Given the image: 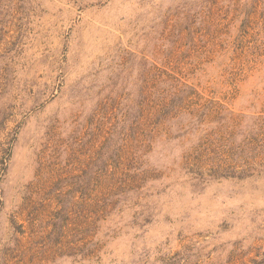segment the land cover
<instances>
[{"label": "rangeland", "instance_id": "obj_1", "mask_svg": "<svg viewBox=\"0 0 264 264\" xmlns=\"http://www.w3.org/2000/svg\"><path fill=\"white\" fill-rule=\"evenodd\" d=\"M262 114L264 0H0V250L64 202L39 264H264V170L198 161Z\"/></svg>", "mask_w": 264, "mask_h": 264}, {"label": "trees", "instance_id": "obj_2", "mask_svg": "<svg viewBox=\"0 0 264 264\" xmlns=\"http://www.w3.org/2000/svg\"><path fill=\"white\" fill-rule=\"evenodd\" d=\"M250 122L249 130H244L245 135H241L238 140L234 138L231 142L225 139L220 144L223 147L222 154L216 145V149L209 148L212 155L198 158V161L201 160V168L204 163H209L208 172L204 174L245 177L264 170V114L251 116ZM238 131L240 130H234L231 136ZM105 201L104 197L102 201L89 205L92 208L88 210L93 216L87 220L88 231L94 230L99 217L103 216L104 209L109 206ZM49 206L43 204L29 209L25 205L22 212L27 223L15 222V234L10 244L0 250V264H39L53 256L70 255L74 250L79 252L80 245L77 241L81 238L75 234L79 229L74 226L69 230V225H74L78 220L71 216L73 209L64 202L59 203L57 209H50ZM44 211H47V217H40ZM71 230L74 231V240L67 238V232Z\"/></svg>", "mask_w": 264, "mask_h": 264}]
</instances>
